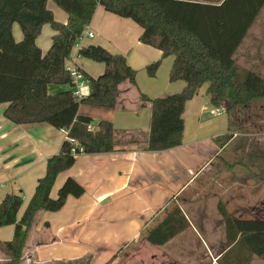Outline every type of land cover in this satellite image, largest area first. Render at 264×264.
<instances>
[{"label":"crops","instance_id":"1","mask_svg":"<svg viewBox=\"0 0 264 264\" xmlns=\"http://www.w3.org/2000/svg\"><path fill=\"white\" fill-rule=\"evenodd\" d=\"M46 6L55 20H67L66 13L52 1H48ZM104 21H107V25L102 27ZM46 25L49 26L43 25L35 40L43 53L49 48L53 34L50 26L51 31L45 30ZM16 26V23L13 24L12 34L15 41H19L22 33ZM87 26L93 37L74 45L70 54L81 72L91 77L103 72L102 63H87L85 58L77 54L82 46L98 44L112 53L125 56L128 64L136 70V85L128 82L119 85V96L114 108L79 106L78 113L90 116L93 126L100 120L110 121L115 131H119H116L118 138L115 139L113 151L77 154L72 166L58 174L52 196H55L57 188L67 177L81 184L84 192L79 197L68 196L57 211H45L37 215L28 235L23 264L83 261L105 264L120 248L124 249L137 241H141L138 249L143 248L148 254L140 252L126 256L124 259L129 262L123 264H150V261L151 264H217V258L226 250L224 220L217 205L222 202L226 209L225 204L231 198L240 202L246 187L245 177L236 174V181L231 183L230 173L224 171L222 175L227 177V186L213 183L212 187L219 189L212 192V196L207 194L211 199L203 198L205 203L193 198L199 195L203 176L215 179L221 172L216 168L219 165L216 160L225 164L220 154L229 143L240 131L248 133L244 131L247 123L242 125L243 120L240 118L242 109L237 111L238 115L235 114L237 121L231 127L228 120L230 111L221 108L219 113H212L215 107L209 102L204 84L185 102L181 144L167 150H145L150 102L142 100L141 95L152 99L177 93L185 86V82H169L168 71L173 58H161L159 50L142 44L138 40L141 29L127 18L118 17L97 6ZM156 60H159V66L155 74L149 76L145 66ZM67 89L71 90V85L59 91ZM89 90L88 86L85 90L87 94ZM256 100L260 102L259 110L264 111V98ZM6 106V103L0 104V201L7 193L19 194L22 199L17 213L19 219L37 180L44 175L46 160L59 152L67 133L47 123L14 124L3 116ZM247 110L244 109V116L250 117ZM238 123L242 130H236ZM248 123L251 124L250 118ZM253 126L258 129L257 134H264L260 121ZM263 138L260 135L256 140L261 142ZM261 169L255 174L260 191L264 185V168H257ZM205 179L209 182V179ZM238 181L241 183L235 186ZM219 190H228L230 197L223 201L218 196ZM177 198L180 199L178 202ZM257 203L264 207V199ZM175 208L183 215L185 227L163 244L154 245L147 241L145 236L169 219ZM256 208L257 205L249 207L246 211L250 213L247 214L226 211L239 217H264L253 213L258 211ZM13 228V225L1 226L0 240H10ZM218 230L224 245L214 238ZM216 241L222 245L216 246ZM6 260L7 257L0 251V264Z\"/></svg>","mask_w":264,"mask_h":264},{"label":"trees","instance_id":"2","mask_svg":"<svg viewBox=\"0 0 264 264\" xmlns=\"http://www.w3.org/2000/svg\"><path fill=\"white\" fill-rule=\"evenodd\" d=\"M48 1L66 13L65 22L54 19ZM97 6L139 26L142 44L159 50L161 58H173L169 82H185L177 93L152 99L141 95L150 102L145 150L161 151L181 144L185 102L204 84L210 104L223 107L225 103L228 112L249 109L256 99L264 98V76L234 58L264 8V0H0V104H7L3 116L14 124L47 123L74 139V143L64 139L59 152L46 160L44 175L37 180L19 219V194L7 193L0 201V227H14L10 240H0V251L7 257L4 264H23L28 235L40 212L57 211L68 196L83 194V186L67 177L55 196L51 195L58 174L75 161L71 148L77 151L81 147V153L86 154L109 153L116 143L110 121L100 120L93 126V119L79 114L78 108H114L119 85H136V70L123 54L98 44L82 46L78 56L103 64L97 77L83 72L89 93L76 99L70 89L53 94L47 91L50 84L71 85L66 62ZM15 23L22 33L19 41L12 34ZM45 24L53 34L43 53L35 40ZM158 66L159 60L150 62L146 73L153 76ZM248 119H242V124ZM217 208L224 220L226 240V250L217 264H250L252 256L264 261V217L229 214L222 202ZM184 227L183 215L175 208L172 216L145 238L154 245L163 244ZM125 254L120 248L105 264H117Z\"/></svg>","mask_w":264,"mask_h":264},{"label":"rangeland","instance_id":"3","mask_svg":"<svg viewBox=\"0 0 264 264\" xmlns=\"http://www.w3.org/2000/svg\"><path fill=\"white\" fill-rule=\"evenodd\" d=\"M128 21H130V23H132L133 25H135V27H137L136 24L132 22L130 19H128ZM97 23L99 24L100 21L98 20ZM106 25H107V21H104L102 23V27ZM16 27L19 29L18 25ZM45 27H46L45 30L51 31L48 25H46ZM234 58L239 63V65L241 64L242 66L252 69L258 74L264 76V8H262L257 20L254 22L253 26L251 27V30L249 31L246 40L243 42L241 46H239V48H237ZM85 59L87 63L90 62L95 65L101 64L99 62H95L87 58ZM62 88L63 89L68 88V85L50 84L48 85L47 91L48 93L53 94V93L58 92ZM254 102H253L254 104H252L249 107V109L246 111V113L250 115L249 118L251 119V124L247 123L244 129V131L248 133L243 134L242 131H240L239 132L240 134L233 141L229 143L226 149L220 154V156L223 157L225 164H222L221 160H216L219 164L218 166H216V168L218 172L220 171L221 172L217 174L215 179H213L212 176L210 177L203 176L202 178L203 180L200 182L202 187H199V189H201L202 191L198 189L199 195H195L193 200H196L198 198L197 200H202L205 203L206 202L205 199H211V197H208L206 195L207 194L211 195L212 192L219 189L217 186H216L217 188H213L212 187L213 183H215L216 185L223 184L224 186H227V177L226 175L224 176L222 175L224 171H227L230 173L231 183L236 181L235 179H237V178H234V175L238 174L240 176H244L246 180V181L244 180L246 182V185L245 184L244 185L246 187L243 190L244 192H242L243 194L242 195L240 194L242 198L240 202H237L235 201L234 198H231V201L228 204L227 203L225 204L226 209L235 214H247V212L250 213V211H246L249 207L253 205L254 206L257 205L256 210L258 211L253 212L255 211L253 210L252 212L255 214L259 213L260 214L259 216H264V207L262 206V204L257 203L260 199H264V185H262V188L260 191L259 187H257L259 181L255 178L256 177L255 174L258 171L259 172L262 171V169L257 170V168H264V138L261 142L257 141L256 139H258L260 135L264 136V134H257L256 131L258 129L253 126V124L257 125L260 121V125L264 129V111L259 110L258 107L260 105L259 104L260 102L258 100H255ZM222 106H223L222 108L225 110L226 104L223 103ZM241 109L243 113L240 116V118L245 119V120L248 119L247 116H244L245 108L244 109L241 108ZM239 110L240 109H238L237 111ZM237 111L235 110L230 111L228 120L230 122L231 127H232V124L237 121V118L235 117L238 115ZM240 126L241 125H239L238 123L236 130L240 129ZM116 131L119 132L118 130ZM117 138H118V135H115V139ZM205 178L209 179V182L205 181L206 180ZM240 183L241 182L235 184V186L239 185ZM232 188L233 187L230 188L231 195L234 194V191ZM218 192H220V194L218 195L219 198H222L223 201H226L230 197L228 196V190L226 191L219 190ZM179 200L180 199L177 198V202ZM259 210H261V212ZM214 238L215 240H219L221 243H223L221 241L220 230L216 231ZM219 241H216V246L220 247L222 244ZM140 246H141V241H137L125 247L123 249V253H127V254H125L124 258L126 256H131L134 253H140V252L143 254H148V252L146 250H143V248L139 250L138 248ZM137 249L139 251H137ZM124 258L121 259L117 264H123V263L129 262L128 260H125ZM86 263H87L86 261L85 262L83 261V262H78V263L77 262L76 263H59L58 262L55 264H86ZM150 264H151V261H150ZM250 264H264V261H262L257 256H252L250 258Z\"/></svg>","mask_w":264,"mask_h":264},{"label":"built area","instance_id":"4","mask_svg":"<svg viewBox=\"0 0 264 264\" xmlns=\"http://www.w3.org/2000/svg\"><path fill=\"white\" fill-rule=\"evenodd\" d=\"M92 37H93L92 31L88 30V26H85L82 34L78 37L75 45H78L85 38H92ZM66 63H67L66 69L69 73L70 80H71V94H72V96L76 99H80L82 97H85L87 95L85 90L89 86L87 80H85L83 73L81 72L80 68L76 64L74 58L69 57ZM221 108H222L221 106L213 108L212 113H214V112L219 113ZM66 139H68L71 143H74L73 138H67V136H66ZM71 152L74 155L80 154L82 152V148L79 147V149L76 151L75 147H72Z\"/></svg>","mask_w":264,"mask_h":264}]
</instances>
